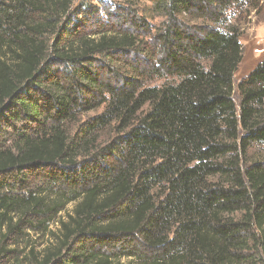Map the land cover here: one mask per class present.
<instances>
[{
	"label": "trees",
	"instance_id": "16d2710c",
	"mask_svg": "<svg viewBox=\"0 0 264 264\" xmlns=\"http://www.w3.org/2000/svg\"><path fill=\"white\" fill-rule=\"evenodd\" d=\"M89 1L0 0V264H264L263 0Z\"/></svg>",
	"mask_w": 264,
	"mask_h": 264
},
{
	"label": "rangeland",
	"instance_id": "374dc122",
	"mask_svg": "<svg viewBox=\"0 0 264 264\" xmlns=\"http://www.w3.org/2000/svg\"><path fill=\"white\" fill-rule=\"evenodd\" d=\"M98 1L100 2L101 0ZM98 1L90 0L89 4L98 6ZM111 1L114 7L122 6V4L124 5V3L127 2L126 0ZM77 2H80V0H77ZM226 25L227 26L224 28L226 32H229V29L237 31L240 43L243 46V59L234 81V88H236L239 81L245 78L262 60H264V0L257 8H252L245 4L234 7L229 12ZM165 82V80H156L148 86L159 87ZM169 83L171 82H168V84ZM237 104H239V101H237ZM262 110L264 111V108ZM262 116L264 117V113ZM241 158L242 164L245 166L264 162V144L255 143L250 145L246 153L242 154ZM121 263L128 264L129 262L123 261Z\"/></svg>",
	"mask_w": 264,
	"mask_h": 264
}]
</instances>
